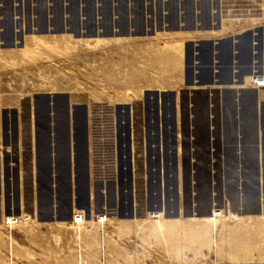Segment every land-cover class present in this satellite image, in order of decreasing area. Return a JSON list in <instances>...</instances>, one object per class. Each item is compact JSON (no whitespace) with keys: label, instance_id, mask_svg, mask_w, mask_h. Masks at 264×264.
<instances>
[{"label":"rangeland","instance_id":"rangeland-1","mask_svg":"<svg viewBox=\"0 0 264 264\" xmlns=\"http://www.w3.org/2000/svg\"><path fill=\"white\" fill-rule=\"evenodd\" d=\"M255 76L264 0H0V264L66 248L83 264L96 237L97 264H264V216L244 198ZM16 165L21 210L1 173ZM37 199L39 218L72 202L93 222L64 246Z\"/></svg>","mask_w":264,"mask_h":264},{"label":"crops","instance_id":"crops-1","mask_svg":"<svg viewBox=\"0 0 264 264\" xmlns=\"http://www.w3.org/2000/svg\"><path fill=\"white\" fill-rule=\"evenodd\" d=\"M257 89V88H256ZM245 90V89H244ZM233 93L242 92L239 89H233ZM256 99L253 105V117L251 121L249 120L250 125H252V129L249 132V148L247 150V154L252 162V165L249 167V179L247 182L248 189L244 192L245 201L248 199L252 202L254 208L253 217H261L264 216V90H257L255 94ZM16 157L19 156V151L16 150ZM2 170V169H1ZM1 173L4 175V179L7 176L8 180H13L15 189L17 190V200L15 201L16 208L18 207L21 210L23 205L21 199L24 197L23 191L25 188V183L27 180L28 171L24 169L23 166H14L8 167L7 169L2 170ZM236 193V192H235ZM236 196V195H235ZM24 199V198H23ZM248 201H246L247 203ZM36 208H37V222L41 223L43 226H46L45 230L52 229L60 231L62 245L67 246L69 245L70 236L67 233L69 229H71L72 225L75 224L72 222V219L75 214L76 206L72 204V202L66 203V212L63 214H55L53 213L48 219L47 218H39V201H36ZM247 210V208H246ZM75 211V212H74ZM74 212V214H73ZM90 212V209L88 210ZM5 217H10L6 216ZM14 218H18L13 216ZM102 217V216H99ZM104 217V216H103ZM105 219L108 218L105 216ZM93 220L87 216V219H84L83 223L90 224ZM82 223V224H83ZM81 224V225H82ZM44 232H42L43 234ZM59 233V234H60ZM57 238V237H56ZM49 239L48 235H42L40 241L37 237L36 243L40 247H44ZM96 241H92V247L90 249H85L84 251L80 252L81 260L83 264H97L99 259V246L97 237L95 238ZM54 240V239H53ZM52 240V241H53ZM62 256L58 258L55 264H74L76 262V254L75 252L69 248H66L65 251H62ZM36 254L41 256L42 258L45 257L46 253L45 250L42 249L36 251ZM40 263V262H39ZM41 264H44L42 262ZM53 264V263H51Z\"/></svg>","mask_w":264,"mask_h":264},{"label":"flooded vegetation","instance_id":"flooded-vegetation-1","mask_svg":"<svg viewBox=\"0 0 264 264\" xmlns=\"http://www.w3.org/2000/svg\"><path fill=\"white\" fill-rule=\"evenodd\" d=\"M60 117H62L61 121L64 122L63 126H65L66 119L68 120V111L67 110L66 111H61L60 112ZM48 123L46 122V125H45L46 128H48ZM61 130H63V131H60L62 133L60 136L64 138V140L62 142H65V140H66L65 127L63 129H61ZM60 146H62V148H59V150L57 151L56 155H54L57 158V162L52 167L54 168L53 169L54 172L56 171L57 175L60 176V179L66 180L67 179V171L68 172L70 171V160H69V156L67 154V147H65L66 146L65 143L64 144L62 143V145L60 144ZM43 169L48 170L49 166L44 165Z\"/></svg>","mask_w":264,"mask_h":264},{"label":"bare ground","instance_id":"bare-ground-1","mask_svg":"<svg viewBox=\"0 0 264 264\" xmlns=\"http://www.w3.org/2000/svg\"><path fill=\"white\" fill-rule=\"evenodd\" d=\"M250 80L252 81V83L255 85V86H259V87H262V86H264V79H262V78H260V77H252V78H250ZM76 213H78L77 211L75 212V215H74V217H73V220H74V224H77V227H79L83 222H84V218L81 216V215H79V214H76ZM217 213H216V211H213V215H212V217H210V221H211V223H212V226H214L215 225V221H216V217H217V215H216ZM232 215V214H231ZM231 215L229 214V216L228 217H231ZM234 216V215H233ZM28 218V217H27ZM5 219H7L6 220V224L8 225V227H12L15 223H16V221H18V219L19 218H14V217H6ZM105 221V219L104 218H99L98 219V223H102V222H104Z\"/></svg>","mask_w":264,"mask_h":264},{"label":"water","instance_id":"water-1","mask_svg":"<svg viewBox=\"0 0 264 264\" xmlns=\"http://www.w3.org/2000/svg\"><path fill=\"white\" fill-rule=\"evenodd\" d=\"M90 198L89 194H88V199Z\"/></svg>","mask_w":264,"mask_h":264}]
</instances>
